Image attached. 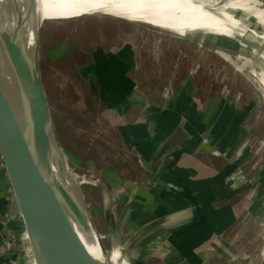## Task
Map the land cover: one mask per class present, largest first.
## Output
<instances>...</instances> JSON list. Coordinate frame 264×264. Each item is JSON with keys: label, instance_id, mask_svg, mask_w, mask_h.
I'll return each instance as SVG.
<instances>
[{"label": "rangeland", "instance_id": "rangeland-1", "mask_svg": "<svg viewBox=\"0 0 264 264\" xmlns=\"http://www.w3.org/2000/svg\"><path fill=\"white\" fill-rule=\"evenodd\" d=\"M258 2L264 11V0ZM42 24L41 76L50 104L54 137L68 156L70 171L77 175L79 189L106 250L112 253L117 246L123 263L135 264L141 255L139 250H133L137 242L128 246L130 238L137 236L139 241L156 226L151 223V227H145L147 232L139 234L129 227L128 219L133 220L130 207L139 201L138 189L134 187L154 185L147 180L140 157L134 150L130 153L121 135L118 136L117 126L135 123L136 119L139 123L140 118L145 122L142 116L157 112H163L169 119L171 110L178 107L188 117L198 107L199 121L195 118L192 124L201 123L204 114L210 113L212 125L233 126L229 130L239 126V134L243 132L241 142L235 140L234 147L237 144L238 148L235 153H239L240 159L229 180L231 190L243 188L239 199L243 197L245 208L228 239L236 263L264 264V88L260 80L263 68L259 66V62H264V23L258 25L254 19L248 23V34L254 35L256 46L231 47L220 45L208 35H181L154 24L109 16L29 20L25 24L20 22L19 34L24 44H28L31 25L32 61L37 31ZM95 52H99L103 61L98 73L104 71L110 76L109 85L104 72L99 76L102 100L99 78L89 83ZM120 60L125 67H113ZM114 85L119 90H114ZM119 94H123L119 97L122 100L115 101ZM125 94L131 98L127 111L120 106L124 107ZM123 110L125 115H120ZM59 144L57 150L61 152ZM206 148L217 153L211 147ZM113 165L128 179L123 180L125 184L117 186L121 177ZM203 170L207 171L206 167ZM101 193H108L109 205L102 202ZM125 210L126 217L115 238L108 231L109 218H113L116 227ZM139 214L137 208L136 215ZM21 234L30 264H34L23 229ZM20 240L12 245L15 247ZM157 263V258L148 262Z\"/></svg>", "mask_w": 264, "mask_h": 264}, {"label": "crops", "instance_id": "crops-1", "mask_svg": "<svg viewBox=\"0 0 264 264\" xmlns=\"http://www.w3.org/2000/svg\"><path fill=\"white\" fill-rule=\"evenodd\" d=\"M93 58L91 76L92 79L99 78L97 83L102 100L103 88L99 76L104 71L98 73L102 70L98 68L103 61H100L99 52H95ZM105 60L108 62L110 58ZM123 65L120 60L113 67L123 68ZM104 73L107 75L108 72ZM125 76L123 80H126ZM107 77L109 85L110 76ZM113 88L119 90V86L114 85ZM123 94H119L115 101L122 100L119 97ZM124 96L123 105L129 109L126 105L131 103V98L126 94ZM125 110L120 115H125ZM199 113L197 107L186 117L178 107L176 111L171 110L169 119L163 112H157L142 116L145 122L140 118L139 123L136 119L135 123L129 121V125L117 126L119 136L129 147L130 153L134 150L140 157L143 172L154 185L134 187L138 189L139 201L133 202L130 207L133 220L128 219L129 227L139 234L147 232L145 227L148 229L151 223L156 224L139 241L137 236L130 238L128 246L137 242L133 250H139L141 255L135 264H148L152 258L158 259L157 264H238L228 235L237 226L245 204L241 201L243 197L239 199L243 195V188L231 190L233 186L229 178L240 159L237 158L239 153H235L238 149L237 144L234 147L235 140L236 143L241 142L243 132L239 134V126L229 130L233 126H222L221 123L212 125L210 113L204 114L201 123L192 124L195 118L199 121ZM22 118L30 128V118ZM206 147H211L217 153L209 152ZM199 162L203 165H198ZM205 167L207 171L203 170ZM114 168L121 177L113 171L121 180L117 186L125 184L124 181L128 179L119 173L117 167ZM70 175L73 177L76 174L71 171ZM73 182L79 189L77 175ZM11 196L0 166V264H30L24 241L19 237L24 230L23 223ZM137 208L139 215H136ZM5 236L11 238L12 243L20 240L19 244L13 246L12 252L4 245ZM121 257L118 264H125Z\"/></svg>", "mask_w": 264, "mask_h": 264}, {"label": "water", "instance_id": "water-1", "mask_svg": "<svg viewBox=\"0 0 264 264\" xmlns=\"http://www.w3.org/2000/svg\"><path fill=\"white\" fill-rule=\"evenodd\" d=\"M26 5L28 16L25 23L36 10L37 1L26 0ZM43 24L37 31L32 63L15 38L5 34L0 39L22 95L28 99L32 125L29 139L0 80V166L18 206L24 239L34 264H102L89 253L70 220L71 215L86 230H94L103 252L109 255L83 195L81 200L77 193L66 188L63 183L49 182L51 165L47 162L50 157L53 159V155L57 154V166L63 175L64 166H70L59 141L61 152L57 150L50 104L41 76L40 31ZM103 201L105 206L109 205L108 193L103 194ZM126 211L122 213L116 227L113 226V218H109L108 231L111 236L117 237Z\"/></svg>", "mask_w": 264, "mask_h": 264}, {"label": "bare ground", "instance_id": "bare-ground-1", "mask_svg": "<svg viewBox=\"0 0 264 264\" xmlns=\"http://www.w3.org/2000/svg\"><path fill=\"white\" fill-rule=\"evenodd\" d=\"M36 1L37 8L30 15L29 20L31 21L39 22V20L42 21L48 18L56 20L70 19L85 15L109 16L132 22L154 24L164 30L173 31L181 35H208L212 40H218L217 42L220 45L231 47L238 45L243 47L245 44L256 46L254 35L248 34V23L252 19L258 25L264 23V11L261 10L258 0ZM22 10H26V12L22 13ZM27 16L26 0H0V39L5 34L15 38L16 43L24 50L27 59L32 63L29 37L31 25L36 22L30 25L28 44H24L19 34L20 22L25 23ZM259 66L263 68L260 80L264 88V62H259ZM0 80L11 105L17 110L19 119L30 139L31 130L22 118V116L29 117V102L26 96L22 95L15 71L6 56L1 40ZM53 157V159L50 157L47 162L51 165L49 182L63 183L66 188L77 193L79 199L82 200L81 191L74 184L73 179L75 177H71L68 165L64 166L65 173L63 175V171L57 166V154H54ZM70 220L89 253L97 261L102 264H118L121 255L119 247L115 246L112 253L107 255L103 252L97 239V233L94 230H86L71 215Z\"/></svg>", "mask_w": 264, "mask_h": 264}, {"label": "built area", "instance_id": "built-area-1", "mask_svg": "<svg viewBox=\"0 0 264 264\" xmlns=\"http://www.w3.org/2000/svg\"><path fill=\"white\" fill-rule=\"evenodd\" d=\"M6 242V248L9 249V250H12L13 245H12V241H5Z\"/></svg>", "mask_w": 264, "mask_h": 264}, {"label": "flooded vegetation", "instance_id": "flooded-vegetation-1", "mask_svg": "<svg viewBox=\"0 0 264 264\" xmlns=\"http://www.w3.org/2000/svg\"><path fill=\"white\" fill-rule=\"evenodd\" d=\"M93 55H94V54H92V58H93ZM89 79H90V80H89V83L91 84V82H93V81H94V79H92V78H89ZM123 108H124V109H126V107H125V106H124V107H122V105H121V109H123Z\"/></svg>", "mask_w": 264, "mask_h": 264}, {"label": "trees", "instance_id": "trees-1", "mask_svg": "<svg viewBox=\"0 0 264 264\" xmlns=\"http://www.w3.org/2000/svg\"><path fill=\"white\" fill-rule=\"evenodd\" d=\"M117 134H118V132H117ZM118 136H119V134H118ZM114 166V165H113ZM117 169H118V167H117Z\"/></svg>", "mask_w": 264, "mask_h": 264}]
</instances>
